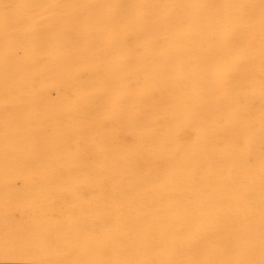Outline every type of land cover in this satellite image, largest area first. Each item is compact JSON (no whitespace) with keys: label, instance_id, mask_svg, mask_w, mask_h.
Returning a JSON list of instances; mask_svg holds the SVG:
<instances>
[{"label":"bare ground","instance_id":"bare-ground-1","mask_svg":"<svg viewBox=\"0 0 264 264\" xmlns=\"http://www.w3.org/2000/svg\"><path fill=\"white\" fill-rule=\"evenodd\" d=\"M0 264H264V0H0Z\"/></svg>","mask_w":264,"mask_h":264}]
</instances>
